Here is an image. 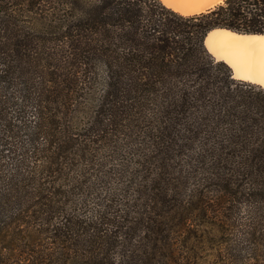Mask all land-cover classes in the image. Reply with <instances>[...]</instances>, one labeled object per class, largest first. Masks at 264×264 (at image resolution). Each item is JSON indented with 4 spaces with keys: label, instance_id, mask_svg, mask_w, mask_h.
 Instances as JSON below:
<instances>
[{
    "label": "trees",
    "instance_id": "16d2710c",
    "mask_svg": "<svg viewBox=\"0 0 264 264\" xmlns=\"http://www.w3.org/2000/svg\"><path fill=\"white\" fill-rule=\"evenodd\" d=\"M215 28L264 34V0H0L4 261L179 264L215 230L250 263L228 254L264 234V88L207 51Z\"/></svg>",
    "mask_w": 264,
    "mask_h": 264
},
{
    "label": "bare ground",
    "instance_id": "6f19581e",
    "mask_svg": "<svg viewBox=\"0 0 264 264\" xmlns=\"http://www.w3.org/2000/svg\"><path fill=\"white\" fill-rule=\"evenodd\" d=\"M172 10L185 14L205 10L223 0H159ZM212 29L206 39L208 52L224 62L234 78L264 88V34H240Z\"/></svg>",
    "mask_w": 264,
    "mask_h": 264
},
{
    "label": "rangeland",
    "instance_id": "374dc122",
    "mask_svg": "<svg viewBox=\"0 0 264 264\" xmlns=\"http://www.w3.org/2000/svg\"><path fill=\"white\" fill-rule=\"evenodd\" d=\"M248 222L249 220L247 219ZM247 230L248 234L244 237L245 242L243 243H239L242 241L240 229L235 231V242L239 244L237 248L235 246V249L228 254V257L231 258L233 255H235L236 259L246 257L250 258L249 264H264V234H254L250 227ZM209 233H211L210 236H203L202 238L191 237L188 240L182 253V261L179 264H224L219 259L218 249H215V230ZM4 260L5 251L0 250V264H8L10 262Z\"/></svg>",
    "mask_w": 264,
    "mask_h": 264
},
{
    "label": "water",
    "instance_id": "95a60500",
    "mask_svg": "<svg viewBox=\"0 0 264 264\" xmlns=\"http://www.w3.org/2000/svg\"><path fill=\"white\" fill-rule=\"evenodd\" d=\"M222 2V1H221ZM221 2H219V3H221ZM219 3H216V4H214L213 6H211V7H208L207 9H205V10H201V11H196V12H191V13H185V14H182V13H179V12H177V13H179V14H181V15H193V14H198V13H202V12H206V11H208V10H210V9H212V8H214L215 6H217ZM171 9V8H170ZM176 12V11H175ZM215 29H223V30H228V31H231V32H234V31H232V30H229V29H225V28H215ZM210 32V31H209ZM208 32V33H209ZM208 33L206 34V36L204 37V40H203V44H204V46H205V48H206V39H207V36H208ZM235 33H239V32H235ZM240 34H252V35H255L254 33H240ZM260 35V34H259ZM207 49V48H206ZM208 51V50H207ZM210 53V52H209ZM214 58V57H213ZM215 59V58H214ZM216 60V59H215ZM234 78V77H233ZM236 79V78H235ZM240 80V79H239Z\"/></svg>",
    "mask_w": 264,
    "mask_h": 264
}]
</instances>
